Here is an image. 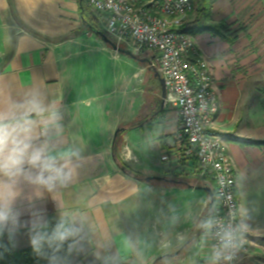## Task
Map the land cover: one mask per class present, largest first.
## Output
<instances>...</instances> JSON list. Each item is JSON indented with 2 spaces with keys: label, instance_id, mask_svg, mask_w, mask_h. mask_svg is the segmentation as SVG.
Segmentation results:
<instances>
[{
  "label": "crops",
  "instance_id": "1",
  "mask_svg": "<svg viewBox=\"0 0 264 264\" xmlns=\"http://www.w3.org/2000/svg\"><path fill=\"white\" fill-rule=\"evenodd\" d=\"M82 2L103 31L87 0H0V112L16 120L36 101L42 113L29 117L31 143L69 173L49 188L34 182L29 164L18 174L0 172L4 238L16 251L28 249L51 222H66L68 264H216L206 236L213 184L180 158L177 110L164 105L161 86L136 99L134 70L117 84L105 60L119 54L86 24ZM249 8L264 25V0H211L212 22L227 25L225 38H194L211 65L215 125L236 175L247 239L237 264H264V79L252 72L264 66L250 56L257 49L251 38H264V28L229 34ZM196 11L194 1L186 25ZM114 85L122 94L112 95ZM126 106L131 115L123 121L117 112ZM114 149L139 176L117 163Z\"/></svg>",
  "mask_w": 264,
  "mask_h": 264
},
{
  "label": "built area",
  "instance_id": "2",
  "mask_svg": "<svg viewBox=\"0 0 264 264\" xmlns=\"http://www.w3.org/2000/svg\"><path fill=\"white\" fill-rule=\"evenodd\" d=\"M105 34L118 46L149 55L148 65L163 78L164 105L178 112L175 140L181 159L201 178L209 176L215 194L206 236L216 264H237L246 248L239 213L234 165L226 140L215 125L219 96L208 57L184 27L194 12V0H87ZM164 159H167L164 156ZM231 244L224 248L225 234ZM223 256H230L225 260Z\"/></svg>",
  "mask_w": 264,
  "mask_h": 264
},
{
  "label": "clouds",
  "instance_id": "3",
  "mask_svg": "<svg viewBox=\"0 0 264 264\" xmlns=\"http://www.w3.org/2000/svg\"><path fill=\"white\" fill-rule=\"evenodd\" d=\"M42 113L40 105L36 101L27 103L26 111L22 117L13 120L7 114L0 112V172L7 174H18L23 171L24 165L29 164L36 169L32 177L34 182L52 188L57 182L69 179V173L65 171V166L58 163L53 156L47 155L44 149L36 147L31 143V134L34 121L30 119L31 113ZM7 217L4 212H0V221ZM66 234H61L64 239ZM232 234H225L224 248L231 244ZM215 259H221V253H215ZM229 260L230 256H223Z\"/></svg>",
  "mask_w": 264,
  "mask_h": 264
},
{
  "label": "trees",
  "instance_id": "4",
  "mask_svg": "<svg viewBox=\"0 0 264 264\" xmlns=\"http://www.w3.org/2000/svg\"><path fill=\"white\" fill-rule=\"evenodd\" d=\"M196 5V16L193 21L186 25L184 31L192 36L204 32H211L221 39H224L223 30L226 29L227 25L224 23L215 24L212 22L211 0H196ZM81 10L84 11L86 24L98 35L96 31L99 30V28L96 25L95 19L92 18L88 8L83 2L81 4ZM153 83L150 84L151 88L160 89V84L156 77L153 79ZM122 142L123 141L120 142L121 145ZM114 157L117 163L126 172L134 176H139L137 171L130 169V167L121 160L117 153V149H114ZM204 179L213 184L211 193L214 196V181L209 176H206ZM187 186H189V184H187ZM68 230L69 225L66 222H51L46 235L37 245L28 249L16 251L12 248L11 241L4 238L0 229V264H68L70 252L68 246L64 243L63 239L60 238L61 234H66ZM161 258L157 259L156 262Z\"/></svg>",
  "mask_w": 264,
  "mask_h": 264
},
{
  "label": "rangeland",
  "instance_id": "5",
  "mask_svg": "<svg viewBox=\"0 0 264 264\" xmlns=\"http://www.w3.org/2000/svg\"><path fill=\"white\" fill-rule=\"evenodd\" d=\"M194 1H196V0H194ZM234 1L237 2L239 0H234ZM259 12L256 11L255 9L249 8V10L247 11V13H245V15L241 19V21L240 22L237 21L238 24H235V26L233 28H232V25L229 27V34H230V32L236 34L238 31H242V30L254 31V30H260L261 28H264L263 27L264 25H260V22H259V16H258ZM196 42H197V40H196ZM251 43L254 47L257 48L255 53L250 55V56H252L251 59H253L254 61H257L258 63L262 64V66H264V51H263V47H262V46H264V38L256 36L253 39L251 38ZM197 44H198V42H197ZM198 46L201 48V46L199 44H198ZM260 49H262V50H260ZM118 54H119V57L116 59H108L107 60L106 56H104V58L106 59L105 61L107 63L106 65L108 66V64H110L112 68H115V71H116V74L118 77L117 78V84L119 83L118 82L119 78H123L124 80H126V78L131 77L132 71L134 70V74H137L136 77H138V80H136V84L133 87L134 97L136 99H139L140 101H145L146 100L145 93H148V95H150V93H151L150 80L152 81L154 79V77H156L153 69L151 67H149V65H148L147 60L150 59V57H148L149 55H147V54L146 55H144V54L143 55H137V54L133 53L137 57L134 60L133 58H131L130 56H128L126 54H123V53H118ZM102 59H103V57H102ZM252 72L256 73V75H258L259 77L264 79V68H262L261 70L260 69L259 70L258 69L253 70ZM103 74H107V71H105L104 68H102V71H100V78L103 81L102 83L104 84L106 77L103 76ZM123 84H124V82H123ZM112 89H114V91H112V95L114 97L118 96L119 94H122V92H123V86L121 87V89H119V86L114 85L112 87ZM261 90L264 94V84L261 87ZM127 106H126V108L123 107L122 110L118 109V112H117V114L122 113L121 117L123 118V121H126L129 118V116L131 115V110L128 109ZM121 152H122L121 150L117 149V153H118L119 157L121 158L122 161H124L121 157V155H122ZM187 264H192V262H189Z\"/></svg>",
  "mask_w": 264,
  "mask_h": 264
},
{
  "label": "water",
  "instance_id": "6",
  "mask_svg": "<svg viewBox=\"0 0 264 264\" xmlns=\"http://www.w3.org/2000/svg\"><path fill=\"white\" fill-rule=\"evenodd\" d=\"M96 32L101 36V38L103 39V41L106 42V43H108L112 47V49L114 51H116L117 53L126 54V55H128V56H130V57H132L134 59L137 58L136 55H134L131 51H129V50L125 49V48H122V47H118L113 42V40L110 37H108L103 31L97 30ZM153 71H154V74H155V76L157 77V79H158V81L160 83V86H161V96H162V99L164 100V98L166 96V89H165L164 80H163V78L160 76V74L157 71H155L154 69H153ZM152 178H154V177H148V178H146V180L149 181ZM156 178H159V177H156ZM210 195L212 197L211 203H210V208H211L212 207V204H213V194L211 193Z\"/></svg>",
  "mask_w": 264,
  "mask_h": 264
}]
</instances>
